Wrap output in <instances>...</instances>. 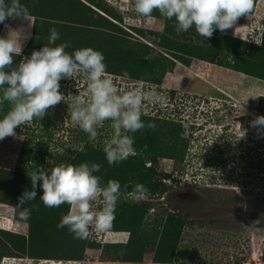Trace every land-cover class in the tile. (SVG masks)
<instances>
[{"label": "rangeland", "instance_id": "obj_1", "mask_svg": "<svg viewBox=\"0 0 264 264\" xmlns=\"http://www.w3.org/2000/svg\"><path fill=\"white\" fill-rule=\"evenodd\" d=\"M80 1L100 3L117 16L118 19L113 20L92 7L95 12L113 22L121 30L110 31V37H114L111 39L125 40L131 47L137 42L147 46L145 58L163 59L168 70L174 62L173 68L171 67L169 72L162 77L161 83L157 84L156 81L162 74L161 69L159 71H151L148 68L141 71L136 69L132 72L139 76L136 78L124 75L125 72L131 73V69H128L127 66L118 65L108 59L104 61L107 65L106 71L111 78H115L114 84L117 86L118 92L140 87L145 91L155 90L161 93L164 98L163 103L146 105L148 115H144L142 120L146 125L154 123L155 130L145 128L136 132L134 145L139 148L135 154L138 159L156 157L155 164L147 160L145 167L155 168L154 177L164 180L162 183L165 184L166 190L154 194L149 192L137 202L129 195L128 187H123L135 183L134 176L137 173L132 171L123 173L121 168H111L109 180L124 178L130 181L120 182L121 195L117 202L115 219L111 228L122 230V224L117 218L125 209L124 203L148 204L147 213L141 224L142 229L138 230L139 238L145 240L147 246L139 261L111 262L110 259L103 256L100 248H86L82 261L76 263L70 261L74 256L76 239L67 233V228L58 229L56 226L55 229L50 226V223L52 224L54 221L59 224L62 216L68 213L69 205L47 208L44 204L38 206L28 202L32 208L29 220L34 222L38 218L44 222L37 228L43 236L52 237V244H50V248L44 249L45 246L43 247L29 237L28 222L14 218L12 222L18 226L24 239L0 231V264H45L30 259L32 256L29 251L34 255H45L48 259H66L61 260V264H264V257H262L264 250V132L258 131V134H252L254 139L249 142L242 141L243 143L240 145L235 140L229 141L228 138L221 136V127H219V124L225 125L230 122V115L246 112L247 104L251 108L248 111L256 114V117L264 116V80L249 77L244 73L234 74L231 69L220 67L214 63L206 64L208 62L204 63L188 56V52L192 51L190 46H202L206 42L207 46L213 48L217 45L214 42L216 38H224L222 45L224 52L222 51L220 55L217 53L219 57H212V61H219L226 65H231V63L245 65L255 60L264 65V44L258 45L251 39L245 40L254 34L259 35V32L264 33L262 29L264 27V0H254V11L249 14L250 17L242 16L233 28L225 32L216 29L213 36L206 39L196 32L195 27L180 34L175 32V36L170 37L167 33L168 24L159 12L154 11L153 14L162 19L153 16L151 18L139 17L134 11L133 0ZM31 18L32 26L27 44L32 37L34 18ZM26 21L25 19L20 20V18L17 20L7 19L0 29V37L6 38L10 31L19 32L22 44L23 40L21 39L25 34L23 24ZM175 23L173 19L169 26L175 28ZM238 27H241L238 29V33L244 39L234 34ZM75 33V31H70L63 36L64 38L59 36L57 43L68 42L70 44V47L66 49L68 52L85 47L102 52L98 47L102 43L95 42L92 33L84 32L80 34L82 36H77ZM13 36L16 37L17 34L13 33ZM87 37L91 39L89 44L86 42ZM71 38H77V44L72 43L73 39ZM172 38L175 41L174 44L171 43ZM252 46L262 49V52L254 53ZM24 48L19 56H14L13 67L17 66L18 62L25 57L22 55L25 54ZM34 50L36 49H31L32 52ZM179 61L189 63L186 66ZM256 70H261L260 72L264 73V68L257 67ZM76 83L86 87V81L82 78L60 81V92L65 96V100L54 108H50L44 116L47 119H52L48 132L50 136L45 134L42 118L21 125L17 128L15 136L0 140V170H6L8 173L7 171H14L18 163L23 162V166H32L38 162L46 171H50L51 167L55 165V161L56 166L61 164L62 159L59 156L64 158L65 163L78 166L83 162L77 160L79 153H75L74 149L84 144L97 146V149L103 151L104 144L113 133L110 121H106L98 129L97 139L90 141L88 134L80 128L76 129V126L68 119V103L73 101L75 95L84 96L86 91V88L80 89ZM84 98L87 97L84 96ZM192 98L198 99L195 102L199 103L196 110L191 104L194 102ZM167 99H169V103L166 101ZM205 99L210 101L207 100L201 104ZM221 102H226L230 108L232 105L234 109L231 111L221 109L223 113L219 112L217 116L221 115L222 117L219 118H222L223 121L217 124L213 122L217 118L212 117H214V108ZM157 105H160L161 109ZM172 105L179 108L177 113L173 111ZM239 105H242L243 108L240 109ZM64 107L66 108L64 109ZM157 108L161 114L157 113ZM206 116L209 118L207 119ZM208 120L212 125L208 124ZM208 125L211 126L208 127ZM206 128H209L207 133H205ZM209 136L213 142L208 149L209 142L206 139ZM244 136L246 138L247 135ZM23 148H30L35 152H22ZM36 150H40L41 153ZM40 155L43 156V161L37 159ZM20 158L21 162H18ZM26 160L28 161L26 162ZM85 162L88 161L85 160ZM204 163H209V166L203 167L201 171L200 168L205 166ZM196 172L199 182H192V173ZM6 173L3 174L5 180L0 181V202H3L2 200L5 201L4 203L9 201L6 196L8 191L32 190L29 176L17 177V175L12 176ZM7 177H10V180ZM6 182L8 188L5 186ZM39 183L42 184V181ZM101 183L106 184L107 182ZM179 191L181 195L186 194V196L175 195ZM37 195H43L42 188H37ZM190 195L194 196L190 197ZM101 204L102 200L98 197L93 202V210L98 211ZM11 211L20 217V212L14 208L0 206L2 214ZM169 214L181 217L184 225L180 229L178 246L176 245L177 249L172 258L169 261L166 260V263H155L154 252L161 235L168 242L171 227H166L164 231L163 229ZM1 220L6 222L4 219H0V222ZM254 222H256L255 227H252ZM1 228L8 230L7 226L2 223L0 224ZM12 230L15 231V228ZM35 230L36 228H33L34 233ZM107 232L108 230L102 233L93 232L89 239L100 242L102 244L100 246L114 244L111 243L110 238L115 241L122 240L124 242L122 244H127L128 239L130 240L129 231H120L122 235L118 234V236L120 235L121 239H116L110 233L108 234L110 237L107 239ZM145 235L147 237L143 238ZM38 236L39 234H34L35 239ZM18 244H23L22 249L17 248ZM117 249L119 258H130L137 255L136 249L126 248L124 245ZM7 256H10L8 258L20 257L21 259H9L6 261L7 263H4V258Z\"/></svg>", "mask_w": 264, "mask_h": 264}, {"label": "clouds", "instance_id": "obj_2", "mask_svg": "<svg viewBox=\"0 0 264 264\" xmlns=\"http://www.w3.org/2000/svg\"><path fill=\"white\" fill-rule=\"evenodd\" d=\"M133 4L139 17L151 18L153 12L158 11L162 18L175 20L177 34L195 27L205 39L211 38L216 29L225 32L233 28L240 17H250L254 11V0H133ZM17 18L31 21L29 9L21 0H0V23ZM239 28L234 34L244 39L238 33ZM49 31L47 44L34 50L30 57H24L15 67L14 56H19L22 51L21 34L10 31L6 38L0 37V108L5 103L9 105V110L0 119V140L15 136L18 127L42 119L50 108L64 102L65 96L60 92L61 80L82 78L86 81L84 96L87 98L80 94L74 96L68 103V119L88 134L90 141L97 139L98 129L106 121L111 122L113 133L103 147L110 166L135 155V139L131 134L145 128L155 130V124L146 125L142 116L147 114L146 105L163 103L164 98L155 90L145 91L140 87L118 92L115 78L106 71L101 51L85 47L68 52L66 49L70 44L57 45L59 32L55 28ZM13 33L17 36L14 37ZM249 39L258 45L264 44V33L259 32V35L254 34L245 40ZM124 75L128 76V73ZM251 126L264 132V116L255 117ZM80 150L83 151V145ZM101 167L98 163L84 162L78 166L61 163L50 171H45L42 166L31 171L28 175L32 190H26L17 205L22 209L20 218L27 220L30 217L31 210L24 205L35 200L37 188H42L43 195L39 199L45 207L70 206V211L57 225L58 229L67 228L69 234L80 240L90 238L93 232L110 230L122 186L118 180H108L102 185V178L96 175ZM147 194L149 189L140 183L135 184L129 193L137 202ZM98 197L102 204L95 211L93 202Z\"/></svg>", "mask_w": 264, "mask_h": 264}, {"label": "trees", "instance_id": "obj_3", "mask_svg": "<svg viewBox=\"0 0 264 264\" xmlns=\"http://www.w3.org/2000/svg\"><path fill=\"white\" fill-rule=\"evenodd\" d=\"M6 2H10V0H6ZM21 3L25 5L31 14V17L34 18L33 21V27H32V37L27 44L29 40V32L32 26V21H26L24 23V32H27V35L22 38L23 43L21 44L22 49L24 48V45L26 47L24 48L23 52L25 54H22L25 57H30L32 53L31 49L39 50L45 46L48 42V37L50 35V29L55 28L61 38H64L63 36L68 34L70 31H75L76 35L82 36L80 34L84 32H89L94 35L95 42L102 43V45H98L99 49L102 50V53L105 57V59H108V61L115 62L118 65H125L128 67V69H131V73L128 74L130 77H139L137 74L132 73L134 70L138 69L139 71L148 68L151 71H159L162 70L161 77L156 81L157 84L161 83L162 77L165 73L169 72L171 67L173 68L174 62L171 64L172 66L169 68V70L166 68V64L163 62V59L161 58H152V59H146L147 52L145 51L148 49L147 46L137 42V44H134V46H129L128 42L125 40L121 41H115L114 37H110V31L116 32L121 31L113 22L109 21L107 18L101 16L95 10L92 8L99 10L100 12H103L106 14V16L112 18L113 20L118 19L117 16L113 15L112 10H107L104 8L100 3H93L91 1H86V3L81 2L80 0H21ZM88 3V5H86ZM155 18H161L158 15L152 14ZM162 19V18H161ZM164 21L168 24V30L167 33L170 35V37L175 36V28L170 27L171 20L164 19ZM3 23H0V29L2 27ZM72 34V33H71ZM177 36V35H176ZM38 37V39H37ZM79 38V37H77ZM77 38H71L73 39L74 44H77L78 39ZM68 39V40H71ZM83 39V38H82ZM216 38L214 42L217 43L216 46H213V48H210V46H207V43L204 42L202 46H195L191 47L190 49L192 51L188 52V56L194 57L198 59L199 61L208 62V63H214L218 66H222L224 68L231 69L233 71L244 73L245 75L249 77L258 78L261 80H264V73H261V70H256L255 68L260 67L264 68L263 64L258 63L257 61H253L250 63H246L245 65H237V63H231V65L223 64L219 61H212L211 58H217L218 54L223 51L222 48L224 38ZM67 40V41H68ZM108 41L107 43H105ZM56 44L59 45L60 43ZM86 42L89 44L91 42V39L89 37L86 38ZM104 43V44H103ZM172 44L175 43V41L172 38ZM215 43V44H216ZM144 48V50H143ZM252 50L254 53H260L262 52V49L254 48L252 46ZM213 53V54H212ZM218 53V54H217ZM217 54V55H216ZM21 55V58H22ZM219 57V56H218ZM165 59V58H164ZM168 61V60H167ZM184 65H188L189 62L185 63L182 61H179ZM20 62H18L19 64ZM170 63V62H169ZM17 64V65H18ZM253 69V70H252ZM3 109H0V119L3 118V116L7 113L9 110V105L5 103V105L2 107ZM136 151H139V148H137L136 145H134ZM81 149V147H80ZM35 152L34 150L30 148H23L22 152ZM38 153L41 151L36 150ZM147 152V150H145ZM75 153H79V157L77 160H81L83 163L85 160L88 161V163H98L100 164L101 170L100 172L96 173V175L100 176L101 182H107L111 177V168H121L123 173H126L128 171L136 172L137 175L134 176V182L131 186H128V190L131 192L133 186L137 183L144 184L148 189L149 192L154 194L155 192L162 193L166 190L165 184L162 183V179L155 178V168L152 166L145 167V161L149 160L151 163H156V157H144L141 160L136 157V155L132 156L130 155L126 160L110 166L106 160L105 153L102 150H99L89 144L83 145V151L77 150ZM62 159L61 163H65L64 158L60 157ZM39 161H43V156L37 157ZM21 162V158L18 160V162ZM28 160H26L27 162ZM55 164V165H54ZM53 165L56 166V161ZM41 165L36 162L32 166H23L22 163H18L15 166L14 171H7L6 170H0V181L3 179L5 180V177L3 174H8L17 177L21 176H29L28 173L35 170L36 168L40 167ZM54 166L51 167L54 168ZM45 169V168H44ZM46 171V169H45ZM30 177V176H29ZM10 177H7L8 180ZM119 182H130L125 180L124 178H118ZM133 182V181H132ZM104 184V183H103ZM102 184V185H103ZM6 188H8V183L5 184ZM25 191H18L15 192L14 190L6 192V196L9 201L4 203L5 201L2 200L4 204H8L12 206L16 211L21 212L22 209L17 207L19 204V197L22 196V194ZM41 195H37L36 199L33 201H29L30 203H34L38 206L43 204V202L39 199ZM28 203V202H27ZM25 204V208L32 209L29 204ZM125 209L121 213V216H118L117 220L122 224V230H115L111 228L108 230V232H120V231H129L130 232V240L128 239L127 244L122 243H114V244H106L103 246L100 242L92 239H86V240H80L76 239V248L74 249V256L72 260L70 261H82L84 258V251L86 248H100L101 252L104 257L107 259H110L111 262H135L141 260L142 254L146 251V242L145 240L139 238L138 230L142 229L141 224L144 215L147 213L148 210V204H137V203H124ZM70 211V206L69 210ZM32 212V210H31ZM31 214V213H30ZM15 219L17 220H23L21 219L17 213H14ZM31 217H29L27 220H24L25 222H28L29 224V237L36 241V243L45 246L44 249L50 248V244H52V237L48 238L43 236L39 233V229L37 226H40L41 223H44L42 220L36 218L34 222H32ZM166 225L164 226L163 231L166 229V227L170 226L171 231L170 235L168 236V242H166L165 237H160L159 242L157 244V248L154 252V262L155 263H166V260L169 261L172 256L174 255V251L177 249L176 245L178 246V239L180 235V229L183 227L184 223L181 217L168 215L166 217ZM1 224V223H0ZM58 224L54 221L52 224L50 223V226L52 228H57ZM113 225V224H112ZM15 231H8L4 229H0L2 233L5 234H11L15 236L16 238L24 239V235H22L19 232V228L17 225L14 224ZM33 228H36L35 233L39 234V236L35 239L34 238V231ZM50 228V227H49ZM13 232V233H12ZM18 233V234H15ZM20 233V234H19ZM46 233V232H45ZM67 233L68 230H67ZM64 236V235H62ZM147 235L143 236V238H146ZM88 241V242H87ZM88 243L86 246L85 244ZM124 247H130L132 249L137 250V255L135 257L130 258H119L118 249L119 246ZM14 246V245H13ZM15 247V246H14ZM22 245H17V248L22 249ZM24 249V248H23ZM23 251V250H22ZM30 256H32L30 259L33 260H66V259H48L45 255H38L33 254L30 252ZM40 256V257H38ZM10 257V256H7ZM11 258H17L21 259L20 257H11Z\"/></svg>", "mask_w": 264, "mask_h": 264}, {"label": "flooded vegetation", "instance_id": "obj_4", "mask_svg": "<svg viewBox=\"0 0 264 264\" xmlns=\"http://www.w3.org/2000/svg\"><path fill=\"white\" fill-rule=\"evenodd\" d=\"M160 95H161V93H159ZM192 100H194V102H192L191 104L192 105H194V109L196 110V106L199 104H196L195 102H196V100H198L197 98H192ZM208 99H205V100H203L202 102H201V104H204L205 103V101H207ZM167 102L169 101V99H167L166 100ZM181 101V100H180ZM208 101H210V100H208ZM166 102V103H167ZM169 103V102H168ZM177 103V102H176ZM182 103H184V102H182ZM66 104H67V102H66ZM187 104H188V102H187ZM209 104V103H208ZM64 105H65V103H64ZM165 105H168V104H165ZM182 105H184V104H182ZM189 105V104H188ZM231 106V108L229 107V105L228 104H226V102H221L219 105L217 104V107L216 108H214L215 110H214V117H212V118H217L216 120L214 119V121L213 122H215V123H220V122H222L223 121V119L222 118H219L220 116H217V113H219V112H221V113H223L222 111H221V109L223 110V111H226V110H230L231 111V109H234V108H232V105H230ZM157 107L159 108V109H161L160 108V105H157ZM170 107H171V104H170ZM239 107H240V109H242L243 108V106L242 105H239ZM246 108H247V110H245L246 112H238V113H235V114H233V115H230V117H229V121L230 122H227L225 125H221V124H219V127H221V136H224L225 138H228L229 139V141L230 140H235L238 144H242L243 142H249V140H251V139H254L253 138V136H252V134H254V135H256V134H258V130L256 129V128H253L252 126H251V122L254 120V118L256 117V114H254V113H252L251 111H248V110H250L251 108L249 107V105L247 104L246 106H245ZM66 107H64V109H65ZM157 108V109H158ZM184 108H186L185 106H184ZM189 109H190V106L188 107ZM0 109H3V108H0ZM157 110L158 112L157 113H159V114H161V112H159L160 110ZM172 109H173V111L174 112H176L179 108L176 106V107H174L173 105H172ZM177 113V112H176ZM146 115H148V114H146ZM177 115V114H176ZM157 116H160V115H157ZM171 116H173V115H171ZM143 117H145L144 115L142 116V119H143ZM207 117V119L209 118L208 116H206ZM222 117V116H221ZM224 118V117H223ZM205 121H207V120H205ZM209 122H208V124H211L212 125V123H211V121L210 120H208ZM32 122H35V119L32 121ZM37 122V121H36ZM41 122L43 123V125H44V130L46 131L45 132V134L46 135H48V136H50V134L48 133L50 130H49V126L51 127V124H52V119H47L46 117H43V119L41 120ZM37 124V123H36ZM211 125H208V127H210ZM216 126V125H215ZM58 127V126H57ZM198 127H200V126H198ZM76 129H78L79 127L78 126H76L75 127ZM195 129H197V128H195ZM207 129H209V128H206L205 129V133H207ZM18 129H16V131H17ZM199 130V129H198ZM199 131H201V129L199 130ZM210 131V130H209ZM132 135H134V134H132ZM205 135V134H204ZM244 135H247L246 136V138H245V136ZM79 136V135H78ZM207 138V137H206ZM142 139V138H141ZM140 139V140H141ZM208 142H209V146H207L208 147V149L210 148V145H211V143L213 142V139L211 138V136H209V138H207L206 139ZM215 141V140H214ZM243 141V142H242ZM85 145V144H84ZM205 145H207V144H205ZM91 146H93V147H95V148H97V146H94V145H91ZM77 150H80V147H76V149H74V151H77ZM204 165L205 166H202L200 169H201V171L203 170V167H208L209 166V163H204ZM199 173H200V171H199ZM196 177H198V174H197V172L196 173H192V176H191V181L192 182H199L198 180H197V178ZM163 180V179H162ZM161 180V181H162ZM181 192L179 191V192H176V194L175 195H180L181 197H183V196H186V194H183V195H181L180 194ZM183 193V192H182Z\"/></svg>", "mask_w": 264, "mask_h": 264}, {"label": "crops", "instance_id": "obj_5", "mask_svg": "<svg viewBox=\"0 0 264 264\" xmlns=\"http://www.w3.org/2000/svg\"><path fill=\"white\" fill-rule=\"evenodd\" d=\"M32 19V18H31ZM8 20H10V19H8ZM12 20H17V19H12ZM20 20H23V19H21L20 18ZM27 35V32H25V34H24V36H26ZM22 40V39H21ZM205 63V62H204ZM206 64H209V63H206ZM232 72H234V74H240L239 72H236V71H232ZM241 75V74H240ZM244 76V75H243ZM0 206L1 207H8V208H13L12 206H10V205H8V204H4V203H0ZM14 218H15V216H14V212L13 211H11V212H8V213H6V214H2V213H0V219H4V220H6V222H3L2 220H1V222L0 223H2V225H4V226H7V228H8V231H13L12 229H14V223L12 222V220L14 221ZM6 228V229H7ZM5 229V228H4ZM121 239V238H120Z\"/></svg>", "mask_w": 264, "mask_h": 264}, {"label": "built area", "instance_id": "obj_6", "mask_svg": "<svg viewBox=\"0 0 264 264\" xmlns=\"http://www.w3.org/2000/svg\"><path fill=\"white\" fill-rule=\"evenodd\" d=\"M263 22H264V20H263ZM262 29H263V32H264V27H262ZM64 80H67V79H64ZM71 80H73V79H71ZM70 79H69V81H71ZM77 84V83H76ZM81 85H83V84H80L79 85V87H81ZM117 87V86H116ZM86 88V87H85ZM162 181H164V180H162ZM108 233V232H107ZM110 234H112L116 239H117V236H118V234H119V232H109ZM119 237V236H118ZM262 257H264V253L262 254ZM9 259H17V258H8V257H5L4 258V263H7L6 261H8ZM33 260V259H32ZM36 261H38V263H45V264H61L62 263V261H56V260H36ZM75 263L77 262V261H74ZM73 262V263H74Z\"/></svg>", "mask_w": 264, "mask_h": 264}, {"label": "bare ground", "instance_id": "obj_7", "mask_svg": "<svg viewBox=\"0 0 264 264\" xmlns=\"http://www.w3.org/2000/svg\"><path fill=\"white\" fill-rule=\"evenodd\" d=\"M108 234H109V232L107 233V239L110 237V236L108 237ZM119 234L122 235V233H119ZM120 235H119V237H117V239H120V237H121ZM111 237H113V236H111ZM110 239L109 240L111 241V243H124V242H122V240L121 241L120 240L115 241V240H113V238H110Z\"/></svg>", "mask_w": 264, "mask_h": 264}, {"label": "water", "instance_id": "obj_8", "mask_svg": "<svg viewBox=\"0 0 264 264\" xmlns=\"http://www.w3.org/2000/svg\"><path fill=\"white\" fill-rule=\"evenodd\" d=\"M193 194V193H192ZM194 196V195H193ZM192 195H190V197H193Z\"/></svg>", "mask_w": 264, "mask_h": 264}]
</instances>
